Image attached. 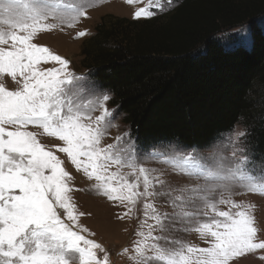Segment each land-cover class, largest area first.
Here are the masks:
<instances>
[{
    "label": "snow or ice",
    "instance_id": "obj_1",
    "mask_svg": "<svg viewBox=\"0 0 264 264\" xmlns=\"http://www.w3.org/2000/svg\"><path fill=\"white\" fill-rule=\"evenodd\" d=\"M172 5L173 0H149L133 18L150 19ZM92 6L85 0H0V81L9 76L16 85L9 89L0 82V264H110L107 250L90 238L95 233L79 223L84 213L73 203L65 159L96 182L98 195L125 208L118 218L131 219L142 204L140 239L123 249L132 264H240L249 256L264 261V238L258 235L264 228L255 206L232 199L236 187L264 197V167L257 175L247 157L234 169L210 167L198 150L171 142L159 146L163 152L157 145L144 151L127 133L102 143L116 126L106 106L109 95L96 94L89 78L70 70L68 59L35 42L40 34L74 28ZM86 34L82 30L78 37ZM237 36L255 43L247 27ZM41 137L55 143L47 146ZM141 154L164 167H144ZM161 198L170 211L157 207ZM193 231L207 247L174 235Z\"/></svg>",
    "mask_w": 264,
    "mask_h": 264
},
{
    "label": "trees",
    "instance_id": "obj_2",
    "mask_svg": "<svg viewBox=\"0 0 264 264\" xmlns=\"http://www.w3.org/2000/svg\"><path fill=\"white\" fill-rule=\"evenodd\" d=\"M264 0H182L168 15L107 14L83 45V64L112 94L141 146L209 147L239 122L264 159ZM250 24L255 43L227 48L222 28Z\"/></svg>",
    "mask_w": 264,
    "mask_h": 264
},
{
    "label": "rangeland",
    "instance_id": "obj_3",
    "mask_svg": "<svg viewBox=\"0 0 264 264\" xmlns=\"http://www.w3.org/2000/svg\"><path fill=\"white\" fill-rule=\"evenodd\" d=\"M182 0H173L172 7L165 12H158L157 15H168ZM149 0H141V2L129 5L127 0H85V3H91L92 7H88L87 17L82 18L81 21L74 28H64V31L54 30L50 33L40 34L39 39L35 42L49 47L56 54L70 61V70L76 73L78 76H84L90 79L95 85L96 94H107L110 99L107 101L106 106L113 113V123L115 127L109 130V135L102 142L103 144H109L114 142V137L127 133L130 136L134 144L144 151L152 149L153 145L158 146V151H165L161 145H167L171 142L178 148H183L186 151L196 149L199 153L207 157V162L210 167H222L224 170L234 169L238 160L243 157H247L249 168L254 163L256 166L257 175L259 170L264 167V159L257 157L252 153L249 143L247 141V128L243 122H239L235 127L226 133L221 134L216 140L206 148H188L181 145L176 141H162L149 146H141L137 143L135 137L132 135L130 127L123 120V114L118 107L111 104L112 94L109 90L103 88L92 77L91 69H88L83 64L82 48L84 42L96 32V26L101 21V18L107 14H114L117 16H125L134 19V13L136 10L148 5ZM155 10V9H153ZM144 19V18H141ZM258 24L264 30V14L257 19ZM52 22V21H49ZM242 27H247L250 31V24L244 22L232 27H224L214 34V39L224 44L227 48H233L237 46L249 47L240 37L237 36L238 31ZM86 31L87 34L83 37H78L80 31ZM52 65H44V67H51ZM9 89L15 88V82L11 80L9 76H4L2 81ZM100 115L99 111L93 113V116ZM30 131H36L35 128H29ZM245 133L244 136H237V133ZM41 142L47 146H51L55 141L41 137ZM235 153V155H234ZM61 159H65L63 154H59ZM141 162L146 168L161 169L164 167L160 160L156 159H143L141 154ZM65 168L69 171L73 177L71 186L74 191L71 193L73 197V203L77 206L78 213H84L79 217V223L81 226L86 227L90 232L95 233L91 236V239H95L101 243L107 250L110 256V264H132V261L128 258V255L123 254V249L128 248L131 250L133 243L140 239L137 236L140 222L144 219L142 204L137 205V209L132 218L125 217L123 219L118 218L125 212V208L117 206L111 201H108L105 197L98 195L93 186L96 183L94 180H89L82 172H78L69 161L65 159ZM124 173L130 170L123 169ZM170 180L179 183H197L195 180H188L187 177L169 176ZM131 179V177H130ZM228 195L227 193L225 194ZM232 199L242 205H254L255 215L261 227L264 228V197L258 194L248 193L236 187L233 189ZM157 207L161 211H170L164 206V199L161 198L157 202ZM221 210H228L227 205H220ZM236 211V209H232ZM151 223V221H149ZM144 231H147L145 228ZM87 235V233H84ZM158 234V233H157ZM176 238L183 241L192 243L199 247H207L208 245L202 241L197 233L194 231L188 234L174 233ZM261 238H264V232L258 233ZM103 255V253H98ZM240 264H264V261H260L256 257L249 256L247 259H241Z\"/></svg>",
    "mask_w": 264,
    "mask_h": 264
}]
</instances>
